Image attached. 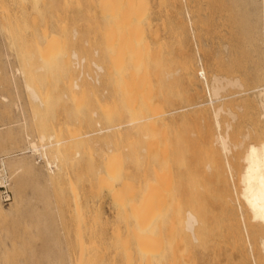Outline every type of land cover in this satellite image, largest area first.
<instances>
[{"label":"rangeland","instance_id":"rangeland-1","mask_svg":"<svg viewBox=\"0 0 264 264\" xmlns=\"http://www.w3.org/2000/svg\"><path fill=\"white\" fill-rule=\"evenodd\" d=\"M231 1H116V5L121 2L116 8L119 12L117 24L111 21L108 7L104 9L108 8L110 13L102 10L99 0H0V159L6 160L12 192L8 204L0 202V264H77L78 243L81 242L78 236L80 238L81 234L80 240L83 239L86 245L94 241L92 249L86 247L84 254L93 253L95 261L101 262L99 264H123L125 256L121 247L126 239L130 253L134 250L129 264H136L139 256L135 252L136 238L132 239L136 236L132 229H136L133 228L135 221L130 204L137 203L139 198L143 200L153 185L165 193L152 188L156 194L153 191L149 194L156 200L159 194L169 203L184 190V197L204 200L212 211L204 217L205 229L201 228L200 231L204 229L201 233L198 230L202 236H197L200 240L188 241L187 231L182 230L181 225V228L171 226L173 216L167 204V214L159 216L160 220L154 217L155 226L152 225L150 235L155 241L149 236L153 242L148 240V246L150 251L154 249L153 253L158 251L156 238H162L160 252L153 255L152 264H264V248L260 241L264 229L260 230L257 223L252 222L240 196L245 149L264 137V106L260 105L264 102V95H260L261 88L264 89V0H252L242 6H235ZM123 4L126 7L122 8ZM128 8L131 16H124ZM229 16L233 18L229 19ZM127 18L132 22L128 24ZM175 19L180 21V26ZM233 19L242 22L238 35L233 34ZM192 22H197V26ZM41 35L44 36L41 38ZM116 56L118 61L121 60L120 66L113 62L117 61ZM185 59L191 60V67L193 65L189 75L186 74L187 79H194H191L193 83L184 76L186 71L183 72L182 63H186ZM133 67L135 69L131 71ZM123 69L125 80H134L139 86V90L138 86L135 87L132 97L123 92V86L116 82L113 74ZM142 74L145 75L143 78ZM213 75L220 83L217 98L211 95ZM140 77L145 78L144 81ZM109 78L111 81L115 78L116 83L112 84ZM32 91L39 95L37 100ZM94 96L98 99L93 101ZM106 100L109 101L107 106L103 103ZM100 101L103 105L101 103L99 107ZM82 103L84 105H78ZM112 103L120 105L114 107ZM107 107L110 112L105 110ZM115 108L123 110L118 112L119 116L116 111L113 113L117 115H112ZM126 109L128 119L123 117ZM152 109L156 114L150 112ZM132 114L137 118L132 120ZM130 122L133 126L127 124ZM145 124L150 133L144 129ZM221 137L228 151L223 150ZM160 140L162 144L167 141L168 145H158ZM29 142H34L38 150L32 151ZM42 146L46 148L42 149ZM161 151L165 154L162 155ZM107 154L115 160L108 159ZM110 161L117 163L116 166H111ZM94 163H98L97 166ZM158 172L161 175L153 176ZM162 173L171 175V178L166 177L169 185L162 182L166 176ZM145 177H150L147 181L150 184L146 183ZM102 178L106 185L100 182ZM142 180L145 181L143 190ZM214 192L216 195L212 194ZM219 196H228L232 211L220 208ZM127 199L131 201L130 206L123 209L121 203ZM185 208L187 210L188 205ZM182 214L185 216L184 212ZM175 248L177 252L173 261L171 252Z\"/></svg>","mask_w":264,"mask_h":264},{"label":"bare ground","instance_id":"bare-ground-1","mask_svg":"<svg viewBox=\"0 0 264 264\" xmlns=\"http://www.w3.org/2000/svg\"><path fill=\"white\" fill-rule=\"evenodd\" d=\"M90 1V0H89ZM96 1H98V0H96ZM100 2H99V4H101L102 3V5H103V9L102 10H105L106 11V13H110V12H108L107 10H108V8H109V11H111V14H110V18L112 19L111 21H113V23L115 22V23H117L118 22V20H119V12H117V9L116 8H118V4L119 3H121V2H118V4L116 5V1H121V0H99ZM175 1H177V0H175ZM195 1V0H194ZM94 2V1H93ZM127 2V1H126ZM125 2V3H126ZM188 2V1H187ZM189 2H191V1H189ZM207 2H208V0H207ZM212 2V1H211ZM210 2V3H211ZM218 2V1H217ZM252 2V0H232L231 1V4H233V5H235V6H242V5H245V4H248V3H251ZM256 2V1H255ZM96 3V2H95ZM98 3V2H97ZM124 3V4H125ZM178 3H180V2H178ZM262 3H264V2H262ZM123 4V6H121L122 8L123 7H126V5H127V3H126V5H124ZM190 4H192V3H190ZM197 4V3H196ZM199 4H201V3H199ZM213 4V3H212ZM255 4V3H254ZM254 4H252V6L254 5ZM95 5H97V4H95ZM101 5V6H102ZM175 5H176V2H175ZM220 5V4H219ZM256 6H257V4H255ZM105 6L106 7H108L107 9H104L105 8ZM191 6V5H190ZM190 6H188L189 8H190ZM218 6V5H217ZM84 7H86V6H84ZM91 7V6H90ZM96 7V6H95ZM178 7V6H177ZM180 7V6H179ZM182 7V6H181ZM249 7H251V6H249ZM129 8H130V6H129ZM128 8V9H129ZM207 8V7H206ZM247 8V7H246ZM85 10H86V8H84ZM91 9V8H90ZM89 9V10H90ZM93 9V8H92ZM91 9V10H92ZM114 9H116V10H114ZM131 9V8H130ZM130 9H129V11H127V13L125 12L124 13V16H125V14H128V15H130L131 16V11H130ZM245 9V8H244ZM248 9H250V8H248ZM84 10V11H85ZM88 10V9H87ZM123 10V12H124V9H122ZM182 10V9H181ZM181 10H180V12H181ZM194 10V9H193ZM209 10V9H208ZM120 11V10H119ZM87 12H89V11H87ZM86 12V13H87ZM91 12V11H90ZM177 12V11H176ZM175 12V13H176ZM187 12V11H186ZM244 12V11H243ZM243 12H242V16H243ZM92 13V12H91ZM213 13V12H212ZM185 14H187V13H185ZM196 14V13H195ZM90 15V14H89ZM120 15H122V13L120 14ZM188 15V14H187ZM123 16V15H122ZM180 16V15H179ZM179 16H178V19H179ZM186 16V15H185ZM190 16V15H189ZM198 16V15H197ZM213 16H215V15H213ZM86 18H88V15H87V17ZM90 18H92V15H91V17L89 16V19ZM177 18V17H176ZM231 18H233L232 16H229V19H231ZM123 20H124V18H122ZM128 19L129 18H127V21H128ZM178 19H175V21L177 20V21H179V20H181V17H180V19L178 20ZM200 19V18H199ZM212 19V18H211ZM126 20V19H125ZM183 20V19H182ZM185 20H186V18H185ZM189 20V19H188ZM121 21V20H120ZM119 21V22H120ZM176 21V22H177ZM233 25L231 26V27H235V33L233 32V34H239L240 33V30H241V28H242V22L240 23V20L239 19H233ZM88 22V21H87ZM89 22H90V20H89ZM130 22H132V21H130ZM129 21H128V24L130 23ZM180 23V21L178 22V24ZM193 23V22H192ZM195 23V22H194ZM193 23V24H194ZM197 23V22H196ZM195 23V24H196ZM85 24H88V23H85ZM90 24V23H89ZM118 24V23H117ZM122 24V23H121ZM127 24V23H126ZM199 24V23H198ZM116 25V24H115ZM175 25H176V23H175ZM117 26V25H116ZM179 26H180V24H179ZM182 26V25H181ZM184 26V25H183ZM196 26H197V24H196ZM195 26V27H196ZM111 28V27H110ZM178 28V27H177ZM176 28V29H177ZM182 28V27H181ZM181 28L179 29V33H180V31H181ZM126 29V28H125ZM124 29V30H125ZM183 29V28H182ZM109 30V29H108ZM119 30V29H118ZM194 30V29H193ZM232 30V29H231ZM112 31H113V29H112ZM111 31V36L113 35V32ZM125 32H127V30H125ZM194 32V31H193ZM197 32V31H196ZM44 33V32H43ZM120 33H122V32H120ZM178 33V34H179ZM117 34V33H116ZM124 35H125V33H123ZM177 34V35H178ZM182 34V33H181ZM46 35H47V32H46ZM49 35V34H48ZM42 36H44V35H41V38H42ZM51 36V35H50ZM50 36H49V38H50ZM53 36V35H52ZM52 36H51V38H52ZM117 36V35H116ZM126 36V35H125ZM182 36V35H181ZM225 37V36H224ZM44 38V37H43ZM45 39V38H44ZM237 40V39H236ZM46 41H47V39H46ZM119 41H121V40H119ZM232 42V41H231ZM125 43V42H124ZM91 45H92V43H91ZM122 45V44H121ZM129 45V44H128ZM237 45V44H236ZM47 46V45H46ZM51 46V45H50ZM105 46V45H104ZM118 46H120L119 44H118ZM49 47V46H48ZM51 47H56V45L55 46H51ZM127 47V46H126ZM113 48V47H112ZM112 48H111V50H112ZM120 48V47H119ZM122 49V48H121ZM49 50V49H48ZM54 50V49H53ZM108 50V49H107ZM122 50H124V48L122 49ZM121 50V51H122ZM126 50V49H125ZM140 52V51H139ZM106 53H107V51H106ZM124 53V52H123ZM183 54H184V52H182ZM57 54H59V53H57ZM56 53H55V55H57ZM90 54V53H89ZM61 55V54H60ZM117 55H119V53L117 54ZM136 55L138 56V53H136ZM136 55H135V58H137L136 57ZM57 56H59V55H57ZM108 56V55H107ZM181 57H182V54L180 55ZM55 57V56H54ZM69 57V56H68ZM108 57H110V56H108ZM117 57V56H116ZM116 57H114V58H116ZM124 57V56H123ZM53 58V57H52ZM61 59V58H60ZM69 59V58H68ZM101 59H102V57H101ZM112 59V58H111ZM117 59V61H114L113 60V62H120L121 60H119L118 61V57L116 58ZM154 59H155V57H154ZM179 59V58H178ZM184 59V58H183ZM189 59V58H188ZM188 59H185L186 60V63L184 62V63H182V65H183V72H185L186 71V73H185V77H186V74L188 73V75H189V71L191 70L190 68H192L193 67V65H192V67H191V64H190V61L191 60H188ZM48 60V59H47ZM50 60H52L51 58H50ZM158 60V59H157ZM156 60V61H157ZM180 60V59H179ZM187 60H188V62H187ZM63 61V60H62ZM86 61V60H85ZM111 61V60H110ZM123 61V60H122ZM155 61V60H154ZM47 63H48V61H46ZM46 62H44V63H46ZM55 62H57V60L55 61ZM103 62V61H102ZM68 63V62H67ZM104 63L106 64L107 62H105L104 61ZM118 63H116V64H118ZM123 63V62H122ZM121 63V64H122ZM139 63H143V62H139ZM138 63V64H139ZM156 63V62H155ZM49 64V63H48ZM51 64V63H50ZM49 64V65H50ZM104 64V65H105ZM127 64V63H126ZM137 64V65H138ZM156 64H158V63H156ZM193 64V63H192ZM48 65V66H49ZM54 65H56V63L54 64ZM107 65V64H106ZM106 65H105V67H106ZM134 65H135V63H134ZM140 65V64H139ZM108 66H109V64H108ZM119 66H120V63H119ZM52 67V66H51ZM55 67V66H54ZM65 67V66H64ZM114 67V66H113ZM57 68L58 67H56V70H57ZM128 67L126 66V69H127ZM67 69V68H66ZM104 69V68H103ZM125 69V70H126ZM135 69V67H133V69H130L131 71L132 70H134ZM137 69V68H136ZM146 69V68H145ZM55 70V69H54ZM70 70V69H69ZM105 70V69H104ZM103 70V71H104ZM110 71H111V69H109ZM138 70V69H137ZM144 70V69H143ZM113 71H114V69H113ZM124 69L123 70H117V71H115L113 74H114V76H115V78H116V82H118V83H120V85H122L123 87H122V89H123V92L125 93L126 92V94L127 95H129V96H133V94H135V87L136 86H138L137 85V83H135V81L134 80H132V81H130V82H128V79L127 80H125V78H124V75L126 74H124ZM136 71V70H135ZM134 71V72H135ZM147 71V70H146ZM149 71V70H148ZM196 71V70H195ZM202 71H203V69H202ZM105 72H107V71H104V73ZM180 72H182V71H180ZM199 72V71H198ZM70 73H72V72H70ZM112 73V72H111ZM203 73V72H202ZM137 75H140V74H138V73H136ZM143 74H144V72H143ZM142 74V78H143V76H145V75H143ZM146 74V73H145ZM151 74H153V73H151ZM199 74V73H198ZM67 75V74H66ZM69 75V74H68ZM74 75V74H73ZM72 75V76H73ZM109 75V74H108ZM108 75H103L102 77H105V78H107V77H110V76H108ZM193 75V74H192ZM203 75V74H202ZM127 76V75H126ZM74 77V76H73ZM112 77V76H111ZM131 77V76H130ZM129 77V78H130ZM149 77V76H148ZM191 77V76H190ZM75 78V77H74ZM113 78V77H112ZM112 78L110 79H108L109 81H111L112 80ZM114 78V79H115ZM133 78V77H132ZM131 78V79H132ZM141 78V77H140ZM140 79V80H143L144 81V79ZM151 78H152V76H151ZM188 78V76L186 77V79ZM213 78H214V80H213V83L211 84L212 85V87H211V95L213 96V97H215V98H217L218 97V94H219V88H220V83H219V79L217 78V77H215L214 75H213ZM212 78V79H213ZM73 79V78H72ZM114 79H113V81H111V83L113 84V82H115L114 81ZM138 79H139V77H138ZM191 79H193V78H191ZM191 79H187V80H190L191 81ZM235 79V78H234ZM85 80V79H84ZM108 80H106V81H108ZM140 80H138L139 82H140ZM149 80V79H148ZM194 80V79H193ZM192 80V81H193ZM104 81H105V79H104ZM143 81H141V83H140V85L142 84V82ZM190 82V83H193V82ZM115 82V83H116ZM156 82H158V81H156ZM195 82L197 83V80H195ZM108 84H110L109 82H107ZM63 84H64V82H63ZM83 84V83H82ZM153 84V88H154V82L152 83ZM238 84V83H237ZM84 85V84H83ZM119 85V86H120ZM158 85V84H157ZM69 86V85H68ZM67 86V87H68ZM78 86V85H77ZM116 86H117V84H116ZM115 86V87H116ZM141 86H143V84L141 85ZM75 87L76 86H73V88L75 89ZM110 87V86H109ZM111 87H112V85H111ZM251 87V86H250ZM31 88V87H30ZM30 88H28V89H30ZM85 88V87H84ZM117 88H119V89H121V87H117ZM138 90H139V86L138 87H136ZM156 88V87H155ZM157 88H159V86L157 87ZM76 89H77V87H76ZM141 89V88H140ZM143 89V88H142ZM32 90V89H31ZM79 90V89H78ZM84 90V89H83ZM110 90V89H109ZM114 90V89H113ZM160 89H158L157 90V92H160L159 91ZM261 90H262V92H261V94L260 95H264V89H262L261 88ZM111 91H112V89H111ZM148 91H150V89L148 90ZM152 91V90H151ZM179 91H181V90H179ZM197 91V90H196ZM31 92V91H30ZM73 92H75V91H73ZM84 92V91H83ZM113 92V91H112ZM116 92V91H115ZM118 92V91H117ZM195 92V91H194ZM32 93H33V91H32ZM66 93V92H65ZM68 93V92H67ZM66 93V94H67ZM94 93V92H93ZM120 93V92H119ZM146 93H148V92H146ZM69 94H70V92H69ZM69 94H68V96H69ZM74 94V93H73ZM73 94H72V96H73ZM77 94V93H76ZM76 94H74L75 96H77ZM80 94H82V93H80ZM112 94V93H111ZM117 95V93L115 94V96ZM144 95V94H143ZM33 97H35L36 98V100H37V96H39V95H36V94H34L33 93V95H32ZM84 96V95H83ZM113 96H114V94H113ZM131 96V97H132ZM135 96V95H134ZM145 96V95H144ZM163 96V95H162ZM95 97L96 96H94V99H93V101L94 100H97L98 98H96L95 99ZM121 96H119V98H120ZM141 97H142V95H141ZM153 97V96H152ZM152 97H151V99H152ZM159 97V96H158ZM259 97V96H258ZM210 98V97H209ZM70 99V98H69ZM79 99V98H78ZM115 99V98H114ZM121 99V98H120ZM145 99V98H144ZM154 99V98H153ZM81 100V99H80ZM127 100H130V99H127ZM132 100H133V98H132ZM141 99H139V101H140ZM145 100H147V98L145 99ZM220 100V99H219ZM262 100H264V99H262ZM79 101V100H78ZM99 101V100H98ZM107 102H105V101H103V103H105V106H107L106 105V103L107 104H109V101L108 100H106ZM112 101H113V99H112ZM126 102V100H123V102ZM158 101V100H157ZM70 102V101H69ZM73 102V101H72ZM114 102V101H113ZM119 102V101H118ZM130 102V105H133V103L131 104V100L129 101ZM134 102V101H133ZM150 102V101H149ZM160 102V101H159ZM78 103V102H77ZM84 103V102H83ZM78 104V105H84V104ZM98 103V102H97ZM100 103V104H99ZM98 104H99V107H100V105H101V101L99 102ZM103 103H102V105H103ZM213 103V102H212ZM74 104V103H73ZM76 104V103H75ZM93 104H94V102H93ZM115 104V103H114ZM135 104V103H134ZM148 104V103H147ZM162 104H163V101H162ZM95 105H96V103H95ZM112 105H113V103H112ZM111 105V106H112ZM116 106L117 105H120L119 103L118 104H115ZM115 105H113L114 107H116ZM122 105V104H121ZM128 105V104H127ZM145 105V104H144ZM148 105H152V104H148ZM169 105H170V103H169ZM172 105V104H171ZM202 105V104H201ZM260 105H262V106H264V102H261V104ZM71 106V105H70ZM94 106V105H93ZM97 106V105H96ZM109 106V105H108ZM112 106V107H113ZM123 106V105H122ZM121 106V107H122ZM141 106H143L142 104H141ZM156 107L158 106V105H155ZM159 106H161V105H159ZM86 107V106H85ZM118 107V106H117ZM125 107V106H124ZM129 107V106H128ZM131 107V106H130ZM154 107V106H153ZM196 107H197V105H196ZM81 108V107H80ZM79 108V109H80ZM97 107H95V109H96ZM125 108H127V107H125ZM143 108V107H142ZM141 107H140V109H142ZM157 108H161V107H157ZM262 108H264V107H262ZM79 109H77V110H79ZM113 109V108H112ZM122 109V108H121ZM137 109V108H136ZM169 109V108H168ZM97 110V112H98V108L96 109ZM105 110H108V107L107 108H105ZM109 111V110H108ZM117 112V114H118V112L119 113H122V111H120V110H118V108H117V110H116V108L114 109V111H112V115L114 114L115 115V113H113V112ZM144 111V110H143ZM142 111V112H143ZM156 111H158V110H155V112ZM163 111V110H162ZM100 113H101V111H99ZM110 112V111H109ZM141 112V113H142ZM151 113L153 112V109H152V111H150ZM159 112V111H158ZM157 112V113H158ZM160 112H161V110H160ZM168 112H169V110H168ZM100 113L98 114L99 116H100ZM130 113V112H129ZM132 113V112H131ZM140 113V114H141ZM172 114V116L174 115V113L173 112H171ZM110 114V113H109ZM116 114V115H117ZM124 115L126 114V115H128V112H127V109H126V112L125 113H123ZM123 114L122 115H120V116H123ZM140 114H139V119H140V117L142 118V116H140ZM152 114H156V113H152ZM162 114V113H161ZM111 115V116H112ZM113 115V116H114ZM115 115V116H116ZM126 115L125 116H123L124 118H127L126 117ZM136 115V114H135ZM145 115V114H144ZM159 115V114H158ZM256 115V114H255ZM258 115V114H257ZM262 115H264V114H262ZM109 116V115H108ZM118 116H119V114H118ZM129 116V115H128ZM132 116V117H131ZM137 116V115H136ZM101 117H103V115L101 116ZM130 117L132 118V120H134V119H136L137 117H135V118H133V114L132 115H130ZM130 117H129V120L131 121V119H130ZM157 117V116H156ZM159 117H161V116H159ZM103 118H105L106 119V117H103ZM120 118V117H119ZM163 118H166V117H163ZM174 118V117H173ZM128 119V118H127ZM148 119V118H147ZM151 118H149L148 120H150ZM175 119V118H174ZM107 120V119H106ZM120 120V119H119ZM128 120V121H129ZM146 120V119H145ZM148 120H147V122H148ZM167 120V119H166ZM171 121V120H170ZM123 122V121H122ZM136 122V121H135ZM138 122V121H137ZM141 122V121H140ZM151 122V121H150ZM155 122V121H154ZM154 122H152L151 123V126H152V124L154 123ZM159 122V121H158ZM120 123V122H119ZM156 123V122H155ZM173 123V122H172ZM176 123V122H175ZM206 123V122H205ZM115 124V123H114ZM117 124V123H116ZM115 124V125H116ZM121 124V123H120ZM119 124V125H120ZM126 124V123H125ZM128 125L129 124H131V122L130 123H127ZM135 124V126H137L136 125V123H134ZM138 124V123H137ZM158 124V123H157ZM163 124V123H162ZM166 124V123H165ZM165 124H163V125H165ZM196 124V123H195ZM98 125V124H97ZM106 125V124H105ZM132 125V124H131ZM146 125L147 124H145V128L143 127V126H141V128L143 127L144 129H146V131H148L149 132V130H147V128L148 127H146ZM150 125V124H149ZM161 125V124H160ZM122 126H123V124H122ZM121 126V127H122ZM125 126V125H124ZM133 126V125H132ZM132 126H130V127H132ZM162 126V125H161ZM160 126V127H161ZM94 127V126H93ZM128 127V126H127ZM115 129H116V126L114 127ZM138 128V126L136 127V129ZM209 128V127H208ZM104 129V128H103ZM107 129V128H106ZM126 129V128H125ZM151 129V128H150ZM166 129V128H165ZM179 129H181V128H179ZM179 129H175V130H179ZM183 129V128H182ZM188 129V128H187ZM95 130V129H94ZM105 130V129H104ZM109 130V129H108ZM119 130V129H118ZM127 130V129H126ZM134 130V129H133ZM138 130V129H137ZM174 130V129H173ZM111 131V130H110ZM121 131V130H120ZM119 131V132H120ZM136 131V130H135ZM255 131V133L256 132H258V131H256V130H254ZM98 132V131H97ZM100 132V131H99ZM163 132H165V131H163ZM176 132V131H175ZM178 132V131H177ZM176 132V133H177ZM181 132V131H180ZM106 133V132H105ZM112 133V132H111ZM117 133H118V131H117ZM121 133V132H120ZM119 133V134H120ZM128 133H129V131H128ZM134 133V132H133ZM150 133V132H149ZM157 133V132H156ZM175 133V134H176ZM131 134V133H130ZM154 134V133H153ZM159 134V133H158ZM174 134V135H175ZM207 134V133H206ZM97 135V134H96ZM133 135V134H132ZM156 135V134H155ZM177 135V134H176ZM182 135V134H181ZM257 135V134H256ZM262 135V134H261ZM260 135V136H261ZM50 136V135H49ZM52 136V135H51ZM160 136V135H159ZM158 136V137H159ZM198 136H200V135H198ZM48 137V136H47ZM256 137V136H255ZM53 138V137H52ZM174 138V137H173ZM173 138H172V140H173ZM200 138V137H199ZM261 138V137H260ZM48 139H49V137H48ZM78 139V138H77ZM160 139V138H159ZM41 140V139H40ZM42 140H43V137H42ZM114 140V139H113ZM133 140V139H132ZM200 140V139H199ZM198 140V141H199ZM259 140V139H258ZM257 140V141H258ZM116 141H118V140H116ZM125 141V140H124ZM134 141H136V139L134 140ZM158 141V140H157ZM201 141V140H200ZM127 142V141H126ZM143 142V141H142ZM243 142V141H242ZM256 142V141H255ZM128 143V142H127ZM130 143V142H129ZM133 143V142H132ZM145 143V142H144ZM170 143V142H169ZM220 143H221V145H222V147H223V150H225L226 149V144H225V141H224V138L223 137H221L220 138ZM50 144V143H49ZM48 144V145H49ZM81 144V143H80ZM136 144V143H135ZM241 144V143H240ZM53 144H51V146H52ZM56 145V144H55ZM86 145H87V143H86ZM148 145H150V144H148ZM158 145H168L167 144V141H166V144L165 143H163L162 144V142H161V140H160V143L158 144ZM29 146L32 148V151L34 150H38V147L36 146V144L34 143V142H29ZM28 146V147H29ZM46 146V145H45ZM50 146V145H49ZM88 146V145H87ZM236 147H237V145H235ZM248 146V145H247ZM120 147H121V145H120ZM144 147H145V145H144ZM150 147V146H149ZM151 147H152V145H151ZM173 147H174V145H173ZM238 147H240V146H238ZM42 149H45L46 147H41ZM47 148H48V146H47ZM87 148V147H86ZM132 148V147H131ZM159 148V147H158ZM203 147H201V149H202ZM248 149H245L244 151H245V154H244V156H243V161H244V163H245V165H244V167H243V172H241V181H240V183H241V185H242V187H241V192H240V196L242 197V199H243V202H244V204H245V206L247 207V209H248V211H249V213H250V219L252 220V222H256L257 223V227L260 229V230H262V229H264V137H262L261 139H260V141L258 142V143H252V144H249V147H247ZM117 149H120V148H117ZM134 149V148H133ZM161 149V148H160ZM165 149H166V146H165ZM165 149H163V150H165ZM171 149V148H170ZM86 150V149H85ZM122 150V149H121ZM132 150V149H131ZM162 150V151H163ZM169 150V149H168ZM203 150V149H202ZM88 151V150H87ZM113 151V150H112ZM123 151H125V150H123ZM135 151H137V149L135 150ZM158 151V150H157ZM161 151V152H162ZM225 151H228V149L227 150H225ZM82 152V151H81ZM90 152V151H89ZM163 152H165V151H163ZM161 153L162 155L163 154H165V153ZM169 152H172V151H169ZM84 153V152H83ZM124 153V152H123ZM176 153V152H175ZM194 153H195V151H194ZM88 154V153H87ZM102 154V153H101ZM114 154V153H113ZM117 154V153H116ZM83 155V154H82ZM158 155V154H157ZM175 155V154H174ZM196 155H198V154H196ZM8 156V155H7ZM7 156H5L6 158H7ZM10 156V155H9ZM105 156H107L108 157V159H111V158H109V155L107 154V155H105ZM111 156H113V155H111ZM147 156V155H146ZM166 156V155H165ZM171 156V155H170ZM96 157V156H95ZM122 157V156H121ZM156 157V156H155ZM116 158V157H115ZM120 158V157H119ZM123 158V157H122ZM130 158V157H129ZM134 158H135V156H134ZM146 158V157H145ZM153 158V157H152ZM2 159H3V157H2ZM93 159H94V156H93ZM97 159V158H96ZM104 159V158H103ZM108 159H107V161H108ZM3 160H5V158L3 159ZM111 160H115V159H111ZM119 161H121V160H123V159H118ZM126 160V159H125ZM143 160V159H142ZM149 160V159H148ZM172 160H174V159H172ZM95 161H97V160H95ZM104 161V160H103ZM129 161V160H128ZM128 161H127V163H128ZM139 161V160H138ZM141 161V160H140ZM175 161V160H174ZM6 162V160L4 161V163ZM98 162V161H97ZM100 162V161H99ZM109 162V161H108ZM108 162H107V164H108ZM116 162V161H115ZM157 162V161H156ZM163 162H165V161H163ZM168 162V161H167ZM173 162V161H172ZM105 163V162H104ZM111 163H112V165H111ZM119 164H121L120 162H118ZM144 163V162H143ZM166 163V162H165ZM165 163H163L162 165H165ZM175 163V162H174ZM200 163H202V161L200 162ZM199 163V164H200ZM6 164V163H5ZM48 164V163H47ZM96 164H98V163H96ZM95 163H94V166L96 165ZM102 164V163H101ZM114 161H110V165L111 166H114ZM117 164V163H116ZM116 164H115V166H116ZM122 164H124V162L122 163ZM131 164V163H130ZM129 164V165H130ZM135 164V163H134ZM159 164V163H158ZM169 165L171 164L170 162L168 163ZM177 164V163H176ZM102 165H104V164H102ZM149 165V164H148ZM152 165V164H151ZM160 165V164H159ZM6 166H7V164H6ZM49 165H47V167H48ZM97 166V165H96ZM108 166H109V164H108ZM138 166V165H137ZM177 166V165H176ZM200 166H202V165H200ZM50 167V166H49ZM55 167V166H54ZM103 167V166H102ZM153 167V166H152ZM151 167V168H152ZM162 167V166H161ZM163 167H165V166H163ZM171 167V166H170ZM178 167V166H177ZM176 167V168H177ZM181 167V166H180ZM105 168V167H104ZM107 168V167H106ZM117 168V167H116ZM160 168V167H159ZM172 168V167H171ZM107 169H109V168H107ZM122 169V168H121ZM124 169V168H123ZM122 169V170H123ZM128 169V168H127ZM134 169V168H133ZM143 169V168H142ZM178 169V168H177ZM176 169V170H177ZM111 170V169H110ZM110 170H108V171H110ZM127 171V170H126ZM140 171V170H139ZM153 171H154V169H153ZM169 171H171V170H169ZM174 171V170H173ZM186 171V170H185ZM122 172V171H121ZM138 172V171H137ZM141 172H142V170H141ZM141 172H138V173H141ZM146 172H147V170H146ZM146 172H144V173H146ZM167 172V171H166ZM172 172V171H171ZM100 173V172H99ZM108 173H110V172H108ZM112 173V172H111ZM130 173V172H129ZM168 173V172H167ZM172 173H174V172H172ZM121 174H123V173H121ZM120 174V175H121ZM159 174L161 175V173H157V174H153V176L154 175H158L159 176ZM162 174H165V173H162ZM170 174V173H169ZM111 175V174H110ZM132 175H134L135 176V174H132ZM131 175V176H132ZM142 175H145V174H143L142 173ZM166 175V174H165ZM176 175V174H175ZM98 176H99V174H98ZM98 176L96 177L97 179H98ZM100 176H102V175H100ZM105 176H107V175H105ZM105 176H102L103 178H105ZM163 176V175H162ZM170 177L171 178V175H166V176H163V177H165V178H163V179H161V180H163L162 182H170V181H168V179L169 178H167L166 179V177ZM108 177V176H107ZM122 177V176H121ZM142 177V176H141ZM178 177V176H177ZM99 178H101V177H99ZM103 178L102 179H100V182H103L104 184H105V182L106 181H104L103 180ZM134 178H136V177H134ZM146 179H148V180H146L145 179V181H146V183H148L147 181H149V178H147V177H145ZM158 178V177H157ZM112 179V178H111ZM121 179V178H120ZM120 179L118 180V181H120ZM131 179H133V178H131ZM140 178H138V180H139ZM143 179V178H142ZM153 179H155V178H153ZM103 180V181H102ZM113 180V179H112ZM115 180V179H114ZM113 180V181H114ZM134 180V179H133ZM136 180V179H135ZM160 180V181H161ZM167 180V181H166ZM97 181V180H96ZM99 181V180H98ZM97 181V182H98ZM117 181V180H116ZM137 181V180H136ZM145 181H143L142 180V189L141 188H139V189H141V190H143V188H144V185L143 184H145ZM177 181V180H176ZM201 181V180H200ZM100 182H98V184H100ZM127 181H125V183H126ZM118 183V182H117ZM136 183H138V181L136 182ZM151 183V182H150ZM150 183H148V184H150ZM175 183V182H174ZM152 184H154V183H152ZM160 184V183H159ZM166 184H168V183H166ZM188 184H190V183H188ZM95 185H96V183H95ZM94 185V186H95ZM106 185V184H105ZM122 185V184H121ZM120 185V186H121ZM138 185V184H137ZM156 185V184H155ZM163 185H165V184H163ZM169 185V184H168ZM215 184H213V186H214ZM99 186V185H98ZM97 186V187H98ZM108 186V185H107ZM114 186V185H113ZM123 186V185H122ZM121 186V187H122ZM125 186H127V185H125ZM131 185L129 184V187H130ZM140 186V185H139ZM147 184H146V188H147ZM157 186V185H156ZM155 186V187H156ZM182 186V185H181ZM134 187V186H133ZM150 187V186H149ZM155 187H154V185H153V190H156V191H158L160 188L159 187H157L156 189H155ZM163 187V186H162ZM180 187V186H179ZM183 187V186H182ZM181 187V188H182ZM96 188V187H95ZM100 188V187H99ZM116 188H118V187H116ZM128 188V187H127ZM131 188V187H130ZM138 188H136V189H138ZM145 188V189H146ZM152 188H148V189H150L149 191H147V192H151V191H153V190H151ZM123 189H125L124 187H123ZM176 189H177V187H176ZM176 189H175V191H176ZM182 189H184V188H182ZM109 190V189H108ZM116 190V189H115ZM118 190V189H117ZM135 190V189H134ZM133 190V191H134ZM162 190V189H161ZM188 190V189H187ZM187 190H185V191H187ZM190 190V189H189ZM198 190V189H197ZM218 190V189H217ZM219 190H220V188H219ZM128 191V190H127ZM126 191V192H127ZM132 191V190H131ZM130 191V192H131ZM207 191V190H206ZM97 192V191H96ZM120 192H121V190H120ZM141 192H143V191H141ZM153 192H155V191H153ZM158 192H160V190L158 191ZM182 192V194H180L179 196L178 195H176V196H178V197H176V196H174V198H171V201H169V203H168V201L165 199V198H162V196H160L159 197V194L157 195V200L156 199H154V198H152L151 197V195L148 193V194H146L145 195V197H144V199L143 200H141V198H139V196H138V198L141 200H139L137 203L136 202H131L129 199H127V201H123L122 203H121V206L123 207V209L126 207V206H128L129 205V202H131V209H132V213H133V220L135 221V226H133V228L135 227V231L132 229V231L135 233L134 234V236H133V233H131L132 234V236L134 237V238H132V236H131V238L132 239H134L135 240V238H136V245H137V247H135V248H137L136 249V253H137V255L139 256V258H138V261L136 262V264H152V262L153 261H151V259H153L154 260V258H153V255H155L156 253L158 254L159 252H160V249H161V245H162V243H160V245H159V242H161V240H162V238H160V234H158L157 236H159V237H157L156 238V240L158 241L157 243H158V251L157 252H151V251H153V250H151L150 251V246H148V245H150V243H152L153 241H155V238L152 236V235H150L151 234V232H152V225L154 224L153 222H155V220L157 219V220H160V218H159V216H161L163 213H165V209H166V207L169 205V209L171 210V211H169L171 214H172V219L173 220H171V226L173 227V225L175 226H178V228H181V226H182V230H185V231H187V233L185 234L184 233V231H183V234H185V236L187 237H185L188 241H190L189 239H194L195 241H197L199 238H197V236L199 235V237H202L201 235H200V233L205 229V227L204 226H206L205 225V220H204V217L205 216H207L212 210V208H208V206H207V204L205 203V201L204 200H200V199H198V198H195V197H193V198H190L189 196H187V197H184L183 196V192H184V190L183 191H181ZM180 192V193H181ZM200 192V191H199ZM104 193V192H103ZM119 193V192H118ZM128 193V192H127ZM138 193V192H137ZM160 193H163L162 191L160 192ZM171 193V192H170ZM169 193V194H170ZM173 193V192H172ZM190 193V192H189ZM206 193V192H205ZM102 194V193H101ZM119 194H121L122 195V193H119ZM152 194V193H151ZM155 194H156V192H155ZM163 194H165V193H163ZM176 194V193H175ZM185 194H187V193H185ZM195 194V193H194ZM197 194H198V191H197ZM201 194V193H200ZM212 194H215V192L214 193H212ZM221 194V193H220ZM227 194V193H226ZM113 195V194H112ZM120 195V196H121ZM124 195H125V192H124ZM139 195H140V193H139ZM162 195V194H161ZM166 195H168L167 193H166ZM172 195V194H171ZM183 197H182V196ZM196 195V194H195ZM194 195V196H195ZM216 195V194H215ZM225 195V194H224ZM118 195H115V197H117ZM123 196V195H122ZM137 196V195H136ZM144 196V195H143ZM206 196H207V194H206ZM94 197V196H93ZM124 197V196H123ZM122 197V198H123ZM199 197H201V198H203L202 197V195H200ZM228 197V196H227ZM227 197L226 196H219L218 197V199H217V202L220 204V208H223V210L224 211H232L233 210V207L231 206V204H230V201L227 199ZM125 198V197H124ZM182 198H184V201L185 202H183V199ZM186 198H189V199H186ZM205 198V197H204ZM203 198V199H204ZM121 199V198H120ZM115 200V199H114ZM97 201V200H96ZM214 202V201H213ZM211 203V202H210ZM168 204V205H167ZM184 204H186V205H184ZM216 204V203H215ZM129 205V206H130ZM188 205V209L186 210V206ZM93 206H94V204H93ZM121 206H120V208H121ZM210 206V205H209ZM213 206V205H212ZM184 207V208H183ZM119 208V207H118ZM129 208V207H128ZM182 208H183V210H182ZM131 209H129L130 211H131ZM216 210H218L217 208H215ZM215 209H214V212H215ZM121 210H122V208H121ZM126 210H128L127 208H126ZM167 210V209H166ZM185 210V211H184ZM94 211V210H93ZM120 211V210H119ZM125 210H123L122 212H124ZM222 211V210H221ZM184 212V214H185V216H183V213ZM234 212V211H233ZM237 212V211H236ZM213 213V212H212ZM211 213V214H212ZM221 213V212H220ZM125 214V213H124ZM165 214H167V213H165ZM129 216V215H128ZM131 216V217H132ZM166 216V215H165ZM94 217V216H93ZM118 217V216H117ZM130 217V218H131ZM154 217H155V220H154ZM156 217H158V218H156ZM123 218V217H122ZM126 218V217H125ZM169 218V217H168ZM83 219V218H82ZM124 219V218H123ZM232 220V219H231ZM84 221H86V220H84ZM217 221V220H216ZM94 222V221H93ZM218 222V221H217ZM113 223V222H112ZM125 223H127V222H125ZM174 223V224H173ZM94 224V223H93ZM105 224V223H104ZM110 224V223H109ZM122 224H123V222H122ZM130 224H132V223H130ZM157 224V223H156ZM177 224H179V225H177ZM207 224V223H206ZM230 224V223H229ZM233 224V223H232ZM253 224V223H252ZM255 224V223H254ZM166 225V224H165ZM181 225V226H180ZM153 226H155V225H153ZM230 226V225H229ZM130 227V226H129ZM156 227H158L157 225H156ZM163 227H165V226H163ZM204 227V229H202V231H200L201 230V228H203ZM232 227V226H231ZM112 228V227H111ZM120 228V227H119ZM127 228H128V226H127ZM131 228H132V226H131ZM214 228V227H213ZM217 228V227H216ZM229 228V227H228ZM94 229V228H93ZM124 229V228H123ZM122 229V231H124ZM173 229V228H172ZM119 230V229H118ZM198 230H199V232H198ZM223 230V229H222ZM111 231V230H110ZM131 231V232H132ZM157 231H160V229L158 230L157 229ZM100 232V231H99ZM118 232V231H117ZM161 232V231H160ZM180 232H181V230H180ZM219 232V231H218ZM98 233V232H97ZM137 233V234H136ZM178 233H179V231H178ZM196 233H198V234H196ZM80 234V233H79ZM122 234V233H121ZM125 234V233H124ZM123 235V234H122ZM215 235V234H214ZM149 236H152V237H150V238H153L154 240L153 241H151V239L149 238ZM176 236H177V234H176ZM178 236H179V234H178ZM216 236V235H215ZM108 237L109 236H107V239H108ZM163 237V236H162ZM191 237V238H190ZM218 238H219V236H217ZM80 238H82V234H81V236H80ZM80 238H79V236H78V239H79V241H81V242H79L78 243V245L80 246V251H79V255H78V263L77 264H99V262H98V260H97V262L95 261V256L93 255V253H88L87 255H85L84 254V250L86 249L87 250V248L88 249H92V245H94V241H91L92 243H88L87 245H86V243H84L83 242V239H81L80 240ZM91 238V237H90ZM158 238H159V240H158ZM175 238V237H174ZM183 238H184V236H183ZM215 238V237H214ZM95 239V238H94ZM110 239V238H109ZM161 239V240H160ZM179 239V238H178ZM208 239V238H207ZM213 239V238H212ZM125 240V239H124ZM148 240H150L151 242L149 243L148 242ZM169 240V239H168ZM200 240V239H199ZM89 241V242H90ZM107 241V240H106ZM109 241V240H108ZM134 241V242H135ZM174 241V240H173ZM187 241V242H188ZM260 241H261V245H262V248H264V235H262L261 236V238H260ZM175 242V241H174ZM173 242V243H174ZM102 244V243H101ZM118 244H120V243H118ZM122 252L124 253V256H125V259H124V263L123 264H129V262H130V260H131V253L134 251H132L131 253H130V248L128 249V242H127V239H126V241L125 242H122ZM134 244V243H133ZM154 244V243H153ZM171 244H172V242H171ZM186 244V243H185ZM188 244H189V242H188ZM105 245V244H104ZM163 245H165V244H163ZM170 244L168 243V246H169ZM187 245V244H186ZM195 244H193V246H194ZM96 246V245H95ZM134 246V245H133ZM87 247V248H86ZM104 247V246H103ZM106 247V246H105ZM171 247H172V245H171ZM96 248V247H95ZM99 248V247H98ZM105 249V248H104ZM103 249V250H104ZM109 250V249H108ZM107 250V251H108ZM116 250V249H115ZM187 250V249H186ZM94 251H96V249L94 250ZM93 251V252H94ZM102 251V250H101ZM110 251V250H109ZM121 251V250H120ZM183 251H185V249H183ZM183 251H180V252H183ZM112 252V251H111ZM176 252H177V249L175 248V249H173L172 250V259H173V261H175L174 259H175V256H176ZM95 253V252H94ZM115 254V253H114ZM112 255V254H111ZM160 255H162V254H160ZM108 256V255H107ZM96 257H98V255H96ZM103 257V256H102ZM112 257V256H111ZM181 257V256H180ZM97 259V258H96ZM98 259H100V258H98ZM177 260H178V258H177ZM160 261V260H159ZM171 261V260H170ZM123 262V261H122ZM132 262V261H131ZM155 262H157V261H155ZM74 263H75V261H74ZM101 263V262H100ZM173 263V262H172ZM110 264V263H109ZM114 264V263H113ZM116 264V263H115ZM156 264V263H155ZM163 264H165V263H163ZM171 264V263H170ZM175 264H177V262L175 263Z\"/></svg>","mask_w":264,"mask_h":264},{"label":"built area","instance_id":"built-area-1","mask_svg":"<svg viewBox=\"0 0 264 264\" xmlns=\"http://www.w3.org/2000/svg\"><path fill=\"white\" fill-rule=\"evenodd\" d=\"M12 200L11 175L3 159H0V202L4 205Z\"/></svg>","mask_w":264,"mask_h":264}]
</instances>
